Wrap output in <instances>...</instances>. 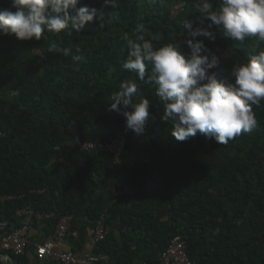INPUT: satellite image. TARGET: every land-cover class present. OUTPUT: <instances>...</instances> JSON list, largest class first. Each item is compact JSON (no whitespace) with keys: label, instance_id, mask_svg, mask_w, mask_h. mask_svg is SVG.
<instances>
[{"label":"trees","instance_id":"trees-1","mask_svg":"<svg viewBox=\"0 0 264 264\" xmlns=\"http://www.w3.org/2000/svg\"><path fill=\"white\" fill-rule=\"evenodd\" d=\"M197 2L118 0L116 8L104 9V23L89 24L81 34L45 33L40 42L0 37V197L21 196L0 201V221L27 226L18 212L29 206L32 222L53 235L69 214V232L81 246L103 216L107 235L96 264H160L175 238L193 264H264V102L254 107L257 127L227 145L200 135L176 141L171 122L160 120L163 105L154 87L138 80L135 99L151 103L146 132L137 136L125 128L124 109L109 110L111 94L134 76L121 67V38H135L143 23L148 38L159 36L154 46L177 37L182 42L188 37L181 22L196 19ZM83 4L100 7L98 0ZM8 6L0 0V7ZM204 42L221 59L213 71L232 80L236 60L264 50L256 38ZM51 43L71 54L49 53ZM230 47L233 55L223 60ZM72 55L85 59L73 63ZM118 138L124 139L121 165L98 147ZM85 143L95 148L86 151ZM36 213L50 217L39 221Z\"/></svg>","mask_w":264,"mask_h":264},{"label":"clouds","instance_id":"clouds-1","mask_svg":"<svg viewBox=\"0 0 264 264\" xmlns=\"http://www.w3.org/2000/svg\"><path fill=\"white\" fill-rule=\"evenodd\" d=\"M100 7L81 5V0H7L0 7V37L18 41L40 42L45 33L81 34L87 25L104 23V9L116 8L118 0H98ZM195 20L181 22L187 39L178 37L161 46H154L158 35L148 38L143 23L136 26V36L127 33L121 38L126 57L122 69L134 76L121 81L120 89L111 94L110 111L124 109L125 128L137 136L146 132L150 116V99H135L138 84L154 87L163 105L162 122H171V136L187 141L197 135L206 141L227 145L242 134L252 132L258 124L254 107L264 102V50L246 61L236 60L230 77L217 71L220 57L204 40L214 43L218 36L243 43L249 38L264 42V0H198ZM208 21L207 27L203 25ZM215 26V28H214ZM203 38V39H198ZM188 51H183L184 47ZM49 53L71 49L49 44ZM232 47L224 51L231 57ZM73 63L82 62V55H72ZM15 95V92H13Z\"/></svg>","mask_w":264,"mask_h":264},{"label":"built area","instance_id":"built-area-1","mask_svg":"<svg viewBox=\"0 0 264 264\" xmlns=\"http://www.w3.org/2000/svg\"><path fill=\"white\" fill-rule=\"evenodd\" d=\"M183 7V4L176 5L171 10L172 16L178 14ZM3 133L0 132V139L3 137ZM124 139L118 138L112 140L108 144L99 145L101 150L112 152L114 154V163L121 165L119 156L123 151ZM95 148L93 143H85L83 149L86 151ZM20 197H13L6 195L0 197V201L20 199ZM19 216H25L31 218L33 212L28 206L25 209L18 212ZM35 216L39 221H44L49 218V214L36 213ZM72 215L62 216L55 227L54 233L50 240L39 244L35 247L37 260L43 261L45 259L51 260L54 264H96L99 260V256H82L75 254L71 251H62L61 245L63 244L69 229L71 227ZM28 226H22L20 228L11 227L6 221H0V250L2 252L11 253L14 256H21L25 253V249L29 245L28 239ZM107 230L103 216L100 217L94 228L90 231L91 245L94 249L98 250V245L105 239ZM160 264H193L186 253V247L180 238L173 239L167 246V248L160 255Z\"/></svg>","mask_w":264,"mask_h":264},{"label":"crops","instance_id":"crops-1","mask_svg":"<svg viewBox=\"0 0 264 264\" xmlns=\"http://www.w3.org/2000/svg\"><path fill=\"white\" fill-rule=\"evenodd\" d=\"M22 218L25 219L28 226V239H29V245L25 249V253L20 257L19 260H15L11 255V253H6L2 251L1 254H4L7 256V258L0 255V264H54L51 260L45 259L43 261L37 260L36 257V250L35 247L39 244H42L46 242L47 240H50L52 237V234L50 232H47L44 228V225H40L38 223H33L32 219L27 218L23 216ZM62 251H71L75 254H80L82 256H99L97 254L96 249H94L91 245V238L90 234L88 235L85 243L81 246H79V240L77 238V235L73 232H68L63 244L61 245Z\"/></svg>","mask_w":264,"mask_h":264},{"label":"rangeland","instance_id":"rangeland-1","mask_svg":"<svg viewBox=\"0 0 264 264\" xmlns=\"http://www.w3.org/2000/svg\"><path fill=\"white\" fill-rule=\"evenodd\" d=\"M222 59L225 60L226 59V56L225 55H222Z\"/></svg>","mask_w":264,"mask_h":264},{"label":"water","instance_id":"water-1","mask_svg":"<svg viewBox=\"0 0 264 264\" xmlns=\"http://www.w3.org/2000/svg\"><path fill=\"white\" fill-rule=\"evenodd\" d=\"M0 255H2L3 257L7 258V256H6V255H4V254H1V253H0Z\"/></svg>","mask_w":264,"mask_h":264}]
</instances>
